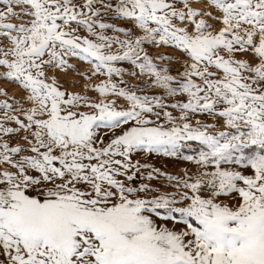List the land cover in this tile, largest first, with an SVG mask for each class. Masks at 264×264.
<instances>
[{
    "label": "snow or ice",
    "instance_id": "1",
    "mask_svg": "<svg viewBox=\"0 0 264 264\" xmlns=\"http://www.w3.org/2000/svg\"><path fill=\"white\" fill-rule=\"evenodd\" d=\"M0 85V264H264V0H0Z\"/></svg>",
    "mask_w": 264,
    "mask_h": 264
},
{
    "label": "rangeland",
    "instance_id": "2",
    "mask_svg": "<svg viewBox=\"0 0 264 264\" xmlns=\"http://www.w3.org/2000/svg\"><path fill=\"white\" fill-rule=\"evenodd\" d=\"M0 86H2V85H0ZM10 87V86H9Z\"/></svg>",
    "mask_w": 264,
    "mask_h": 264
}]
</instances>
